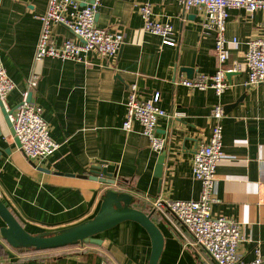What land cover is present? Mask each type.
I'll return each mask as SVG.
<instances>
[{
    "label": "crops",
    "instance_id": "1",
    "mask_svg": "<svg viewBox=\"0 0 264 264\" xmlns=\"http://www.w3.org/2000/svg\"><path fill=\"white\" fill-rule=\"evenodd\" d=\"M82 2H96L97 25L124 33L117 54L92 50L85 60L53 56L36 60L48 0H0L1 57L16 83L8 103L11 108L20 103L29 77L37 73L32 100L42 106L50 134L59 142L45 159L29 158L11 134L0 103L3 201L27 230L37 233L94 216L109 188L128 191L133 205L151 211L164 234L158 264H218L165 202L155 201L200 196L202 181L193 174V152L210 138L211 111L220 101L226 111L225 156L216 168L212 215L236 220L244 235L237 245L242 260L260 256L263 264L264 80L248 83L245 52L248 40L264 33V10L229 9L225 66L231 67L235 60L242 66L227 73L229 86L219 96L212 87L181 82L199 73L211 74L218 66L216 31L205 25L203 6L185 8L180 0ZM144 3L151 5L153 18L173 25L176 45L164 43L160 34L145 28ZM52 37L58 44L77 38L60 23L53 24ZM132 85L146 100L160 93L157 103L167 111L158 120V133L167 137L162 151L152 148L139 121L129 130L123 126ZM163 152V171L158 175ZM103 166L113 173L115 183L87 176ZM4 224L0 216V226ZM98 236L100 244L82 242L39 251L14 247L0 237V264H149L152 241L141 223L127 219Z\"/></svg>",
    "mask_w": 264,
    "mask_h": 264
},
{
    "label": "built area",
    "instance_id": "2",
    "mask_svg": "<svg viewBox=\"0 0 264 264\" xmlns=\"http://www.w3.org/2000/svg\"><path fill=\"white\" fill-rule=\"evenodd\" d=\"M185 8L203 6L206 10L205 25L216 31L215 52L218 57L217 69L211 73H199L193 78L185 77L181 82L191 87H212L217 95H221L229 86L228 71H236L242 64L235 60L231 67H226L228 59V42L226 35L227 18L230 8H244L250 12L264 10V0H180ZM96 2L83 3L82 0H48L35 59L46 56L62 59L85 60L87 54L96 50L101 54H117L124 43V33L96 24ZM145 19V28L162 36L166 44L176 45L173 25L170 22L157 20L152 16L149 3L141 6ZM54 23L64 24L72 30L75 38H65L58 44L52 37ZM264 25V22H263ZM232 41H237L233 38ZM245 52V63L249 69V84H257L264 80V33L262 36L250 38ZM39 76L32 72L28 79V87L22 92L20 103L10 112L15 135L21 142L24 153L32 159L42 160L53 154L59 146L50 134L49 124L43 116L42 106L29 99V93L38 84ZM16 87L3 63L0 49V101L9 111L8 95ZM160 93L156 92L151 99L139 97L135 85H132L127 98V114L123 121L126 129L139 121L142 131L149 138L153 149L162 151L167 137L157 131L158 120L166 116L167 111L157 101ZM225 105L218 101L212 108L214 124L210 138L202 142L193 152V174L202 181V190L198 198L168 199L155 201L156 205L165 202L192 232L195 241L200 244L218 264H259V256L253 261L242 260L237 245L244 238L239 223L226 215L213 216L211 206L217 200L218 162L225 156L223 149V123ZM257 251L259 249L257 248Z\"/></svg>",
    "mask_w": 264,
    "mask_h": 264
},
{
    "label": "water",
    "instance_id": "3",
    "mask_svg": "<svg viewBox=\"0 0 264 264\" xmlns=\"http://www.w3.org/2000/svg\"><path fill=\"white\" fill-rule=\"evenodd\" d=\"M186 68L191 69V67ZM227 73L229 75V71ZM32 94L33 91L31 90L29 99H32ZM0 103L2 105L1 101ZM232 105L229 104L227 107H231ZM2 108L11 134L15 137L17 144L21 146L20 139L15 135V129L9 115L15 107L9 111L4 106ZM2 133L0 126V136ZM164 160L165 154L163 152L157 163L158 175L162 174ZM112 175L113 173L108 171L106 166H103L87 176L100 181L115 183L116 178L112 177ZM0 216L5 222L4 225L0 226V237L12 246L18 248L34 247L36 249H53L82 242L100 244L102 242V239L98 236L100 232L127 219L141 223L151 237L152 249L149 264H158L165 242L161 228L152 218V212L134 206L133 195L128 191L117 188H109L106 190L100 208L94 216L54 231L46 230L33 233L27 230L14 212L3 201L1 196Z\"/></svg>",
    "mask_w": 264,
    "mask_h": 264
},
{
    "label": "trees",
    "instance_id": "4",
    "mask_svg": "<svg viewBox=\"0 0 264 264\" xmlns=\"http://www.w3.org/2000/svg\"><path fill=\"white\" fill-rule=\"evenodd\" d=\"M148 212H151V211H148ZM153 217V216H152ZM72 245H76V244H72ZM72 245H67V246H72ZM67 246H64V247H67ZM22 248V247H20ZM23 248H26L27 250H35V251H39V250H47V249H36L34 247H23ZM60 248V247H59Z\"/></svg>",
    "mask_w": 264,
    "mask_h": 264
}]
</instances>
